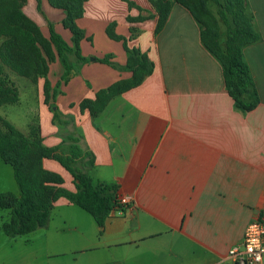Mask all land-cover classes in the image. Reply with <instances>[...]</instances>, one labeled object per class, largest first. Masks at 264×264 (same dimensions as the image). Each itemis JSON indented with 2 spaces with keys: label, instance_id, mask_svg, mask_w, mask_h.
Wrapping results in <instances>:
<instances>
[{
  "label": "crops",
  "instance_id": "1",
  "mask_svg": "<svg viewBox=\"0 0 264 264\" xmlns=\"http://www.w3.org/2000/svg\"><path fill=\"white\" fill-rule=\"evenodd\" d=\"M153 1L86 0L77 25L87 61L54 99L59 117L70 122L69 135H80V146L93 154L92 182L116 184L128 203L100 227L59 197L43 228L20 240L2 238L0 264H219L264 209V48L257 47L264 0H245L259 35L242 50L260 98L248 112L235 107L222 66L202 44L189 10L172 2L155 32ZM23 5L29 17L42 14L70 41L69 30L59 27L62 10L47 0H40V10L36 0ZM112 23L120 40L106 32ZM125 46L145 53L153 71L93 117L80 103L131 76L98 59L124 65ZM39 116L44 145L59 144L51 115L42 109ZM43 166L62 177L60 186L75 190L72 175L56 160L44 158Z\"/></svg>",
  "mask_w": 264,
  "mask_h": 264
},
{
  "label": "trees",
  "instance_id": "2",
  "mask_svg": "<svg viewBox=\"0 0 264 264\" xmlns=\"http://www.w3.org/2000/svg\"><path fill=\"white\" fill-rule=\"evenodd\" d=\"M47 1L53 8L64 12L60 24L69 30V42L56 31L55 25L50 21L46 25L48 35L44 37L39 26L22 10L21 5L10 0H0V42L2 41L1 45L5 47L0 48V105L15 103L18 100V91L6 77L1 62L25 75L33 72L34 61L42 62L40 73L44 76L43 94L47 103L49 96L54 100L58 93L57 88L65 85L87 61L81 55L79 45L84 31L77 25V20L83 15L86 0ZM211 1L217 5L218 15L226 26L223 44L218 24L212 18V21L210 20L211 14L204 0H154L152 5L157 15L155 32L164 26L172 2L187 8L200 25L202 44L222 66L224 85L235 107L242 112L251 111L259 104L260 98L248 64L243 59L242 50L246 45L258 41L259 35L253 28L245 0ZM36 2L37 9L40 10V0ZM138 19L142 17L130 18ZM106 32L113 39H121L113 32V23L106 27ZM130 32L133 37L135 30L131 28ZM6 44L10 47L6 48ZM13 48H24L30 51L32 56L18 55L13 52ZM125 50L127 58L124 65L109 60V56L98 59L116 70L131 72V76L98 90L93 100L86 99L80 103L81 109H88L93 117L104 108L112 96L140 85L153 71L154 65L145 53L126 46ZM55 60L60 62L62 73L56 84L51 87L47 78L46 62ZM53 114L54 118H59L56 111ZM39 119L37 117L36 124L31 126L29 134L25 135L10 121L0 116V161L11 166L19 190L18 196L0 191V210L7 211L8 215L7 218L0 216V230L5 236L16 238L43 228L47 224L53 201L59 197H65L80 206L103 227L106 218L114 210L123 208L117 200L118 186L92 182L88 170L94 165V157L90 151L80 146V135H69L73 143L68 155L59 152L61 143L55 146L44 145ZM44 158L56 160L72 175L74 191L59 185L62 184V177L44 168Z\"/></svg>",
  "mask_w": 264,
  "mask_h": 264
},
{
  "label": "rangeland",
  "instance_id": "3",
  "mask_svg": "<svg viewBox=\"0 0 264 264\" xmlns=\"http://www.w3.org/2000/svg\"><path fill=\"white\" fill-rule=\"evenodd\" d=\"M10 1L21 5L22 10L24 9V5H23L24 1L23 2L21 0L20 1L10 0ZM204 2L206 3L208 10L211 14L209 16L210 20L212 21L213 19L218 24L217 28L218 31L220 32L221 43L223 44L226 26L223 23V20L218 15L217 5L211 0H204ZM246 10H248L247 5H246ZM262 14H264V8L263 11L260 9V12H258L260 27L262 26L261 27L262 41L257 46L259 49L264 48V17H262ZM35 15H36L35 19H32L31 17L30 18L39 26L42 35L44 37H47L48 34H47L46 25L48 20L44 19L42 14L37 13L36 11H35ZM60 21H58V23H60ZM59 27L61 28L62 26L60 25ZM1 43L2 41L0 42V48L5 49V47H3ZM5 46L6 48L10 47L9 44H6ZM13 49H14L13 52L18 53V55L30 54L32 56V54L29 53L30 51H27L24 48L21 49L13 48ZM42 57H44L43 52H42ZM46 63L48 66L47 78L49 79V81L51 80L50 85L51 87H53L52 83L55 81V79H57V77H60L59 73L61 71V64L58 60H55L53 62H46ZM1 64L3 66V71L6 74V77L16 87L18 91V100L15 103L0 105V116L10 121L17 129H19L25 135H28L30 131V127L36 124L37 117L40 118L39 116L40 110L45 109V112L51 115V123L54 125L56 124L58 129L57 136H59L58 138L61 139L60 141L61 148L59 152L68 155L70 153V145L71 143H73V141L69 138V132L71 131L70 122L69 121L67 122V120L64 119L62 120L61 118L63 117H59L58 119L53 117L54 115L53 112L56 111L54 109V107H56V102L55 100H53V98H51V96H49L47 103H45L44 101V94H43L44 76L40 73V69L42 68V62L39 61L38 63V61H34V65L32 68L33 72L28 75L18 73L6 63L1 62ZM60 88L61 86L57 88L58 92ZM51 92L52 90H50L49 93L51 94ZM57 116H59L58 113ZM0 191L10 192L15 196H18L19 194L18 186L14 179L11 166L5 164L2 161H0ZM1 215H3L4 218L8 217L7 211L5 210H0V216ZM5 237L7 236H5L3 232L0 230V241H2V238ZM24 237L26 236L24 235L16 238H9V237L7 238L13 240L16 239L20 240L23 239Z\"/></svg>",
  "mask_w": 264,
  "mask_h": 264
},
{
  "label": "built area",
  "instance_id": "4",
  "mask_svg": "<svg viewBox=\"0 0 264 264\" xmlns=\"http://www.w3.org/2000/svg\"><path fill=\"white\" fill-rule=\"evenodd\" d=\"M120 205L128 203V198L117 196ZM219 264H264V209L249 222L241 240L228 247Z\"/></svg>",
  "mask_w": 264,
  "mask_h": 264
}]
</instances>
